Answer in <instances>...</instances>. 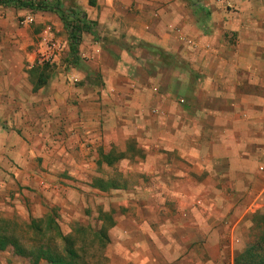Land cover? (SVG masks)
<instances>
[{"label":"clouds","instance_id":"obj_1","mask_svg":"<svg viewBox=\"0 0 264 264\" xmlns=\"http://www.w3.org/2000/svg\"><path fill=\"white\" fill-rule=\"evenodd\" d=\"M0 264H264V0H0Z\"/></svg>","mask_w":264,"mask_h":264},{"label":"crops","instance_id":"obj_2","mask_svg":"<svg viewBox=\"0 0 264 264\" xmlns=\"http://www.w3.org/2000/svg\"><path fill=\"white\" fill-rule=\"evenodd\" d=\"M231 9L229 8V11H230ZM239 74V73H238ZM242 91V89H237V92L238 93H240ZM234 103V102H233ZM230 108H231V103H229V105H228ZM219 111V110H218ZM223 115H230L231 113L230 112H228V113H222ZM42 162V161H41ZM172 195L174 196V197H177V198H179L182 194L181 193H179V192H174V193H172Z\"/></svg>","mask_w":264,"mask_h":264},{"label":"rangeland","instance_id":"obj_3","mask_svg":"<svg viewBox=\"0 0 264 264\" xmlns=\"http://www.w3.org/2000/svg\"><path fill=\"white\" fill-rule=\"evenodd\" d=\"M139 206V205H138Z\"/></svg>","mask_w":264,"mask_h":264}]
</instances>
